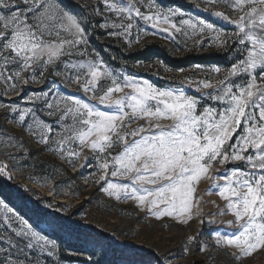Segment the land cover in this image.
Masks as SVG:
<instances>
[{"label": "snow or ice", "instance_id": "obj_1", "mask_svg": "<svg viewBox=\"0 0 264 264\" xmlns=\"http://www.w3.org/2000/svg\"><path fill=\"white\" fill-rule=\"evenodd\" d=\"M103 2L121 21L111 24L118 31L109 32L110 36H129L135 17L163 32L181 31L170 19L177 15L176 11L163 14L157 9L145 14L138 6L141 0ZM208 2L224 3L239 13L235 20L221 11L213 14L234 24L235 42L245 46L244 58L232 65L219 81V87L207 80L197 84V90H214L215 95H206L222 103L220 109L211 106L201 109L200 100L183 89L160 90L135 77L121 78L98 53L94 58L73 60L74 56H91L87 50L86 27L58 0H0V80L7 84V90L19 91L20 81L24 85L29 80L39 83L50 71L51 75L60 76L91 94L99 105L108 109L101 110L75 96H50L49 92L30 98L44 101L49 116L58 115L61 121L71 119V124L63 125V134L58 133L60 139L51 150L67 153V158H78L80 152L73 150L71 143L78 141L81 149L87 145L103 170L97 182H105L102 191L109 197L134 200L157 219L173 217L187 223L192 219L199 182L212 180L207 193L216 190L227 202L233 216L227 225L237 228L231 235L217 232L215 246L235 249L227 255L241 261L258 251L264 252V0ZM153 7L148 4L150 11ZM164 24L169 27L162 28ZM181 26H187L194 35L214 33L217 46L226 43L221 39L224 34L211 23L187 19L181 21ZM213 71L221 70L216 67ZM242 74L247 76L245 83L231 82V77ZM37 75L40 80L36 79ZM10 112L19 114L15 122L21 126L31 117L28 131L38 136V143H49L53 128L33 108L11 107ZM136 120L144 123L130 128ZM16 139L7 136L3 146L18 147L13 143ZM114 147L121 151L113 155L109 150ZM5 154L15 159L11 153ZM88 159L85 158L86 162ZM230 161H243L250 170L234 168L220 176L210 175L214 164ZM6 171L7 164L0 161V172ZM111 178L129 182H113ZM218 180L225 183H217ZM4 228L9 231L0 232V241L7 244L0 247L2 264H40L31 256L35 248L53 255L54 242L34 231L20 217L5 215L0 222V229ZM194 240V236L188 237L189 243ZM201 251H207V245Z\"/></svg>", "mask_w": 264, "mask_h": 264}, {"label": "rangeland", "instance_id": "obj_2", "mask_svg": "<svg viewBox=\"0 0 264 264\" xmlns=\"http://www.w3.org/2000/svg\"><path fill=\"white\" fill-rule=\"evenodd\" d=\"M58 2L82 20L86 27L87 50L91 56H74L73 60L94 58L98 53L107 67L121 78L135 77L139 82L147 81L160 90L183 89L187 95L200 100L201 109L205 106L217 109L223 107L222 103L206 95H215L213 89L197 90V84L207 80L214 87H219V81L224 79L232 65L245 56V46L235 42L236 26L213 14L221 11L231 20L237 19L239 13L233 12L228 5H213L208 0H141L138 6L145 14H151L157 9L163 14L176 11L177 15L170 19L177 27H181V31L171 29L169 32H163L153 28L150 22L135 17L132 20L130 35L118 37L108 33L118 31L111 28V24L120 23V18L106 8L103 0ZM122 2L127 3V0ZM149 3L154 5L151 11L148 8ZM187 19L213 24L224 34L221 39L226 41L225 45L217 46L213 40L214 33L211 32L194 35L187 26H181V21ZM104 24L109 27H102ZM161 27L169 26L164 24ZM150 43L166 47L176 57L188 54L211 56L216 53L223 56L215 60L209 58L206 62L194 64L193 68L187 70L169 68L155 56H149L147 61L142 62H133L128 57L132 52L143 49ZM216 67L220 68L219 73L213 71ZM28 75L24 73L25 77ZM44 75L43 80L37 75L39 83L29 80V83L24 85L23 81H20L19 91L7 90V84L0 80V161L7 164L12 180L23 183L32 194V198L25 202L16 190L6 189L0 180V200L3 201V206L0 207V222L5 215L11 218L18 216L34 231L54 242L55 249L52 250L51 256L47 252L42 253L39 248L31 250L34 261L38 260L40 264H264V252L258 251L252 257L236 261L227 255L235 249L215 246L217 232L221 235H231L237 228L227 225V221L233 219L226 207L227 202L216 190L211 194L207 193L213 184L212 180L202 179L199 182L193 200L192 219L187 223L173 217L157 219L147 208H140L136 201L123 198L117 200L102 191L106 186L105 182L97 181L103 170L99 168V161L93 158L96 154L87 145L81 149L78 141L71 143L73 150L80 152L78 158H67V153L60 154L51 150L55 148V141L60 139L58 133L63 134V125L71 124V119L61 121L58 115L49 116L44 101L30 98L49 92L50 96H75L101 110L108 109L99 105L91 94L83 92L77 85L62 77L51 75L50 71ZM230 80L234 84H241L247 81V76L242 74L231 77ZM101 83L104 84L103 81ZM125 91L129 92L130 89ZM11 107L33 108L38 117L49 123L53 128L49 143H38V136L28 131L27 125L32 123L31 117L26 118L23 126L16 123L19 114L11 113ZM143 123V120H136L130 128L134 129ZM7 136L17 138L13 143L19 146L4 147ZM235 138L234 136L233 141ZM109 151L115 155L121 149L114 147ZM5 153H11L15 159L9 158ZM86 157L89 158L87 162ZM234 168L250 170L243 161H230L223 165L214 164L210 175L220 176L226 174V170ZM111 179L113 182H129L128 179ZM217 183L223 184L225 181L218 180ZM48 212L58 213L66 223L92 229L106 242L83 232H71L66 226H62L59 220L41 214ZM221 212L225 214L221 215ZM2 231L9 230L0 229V232ZM189 236L195 237L191 243L188 241ZM205 245L207 251H201ZM0 247H7V244L0 241ZM115 249L125 250V254L115 256ZM2 261L3 257L0 256V264Z\"/></svg>", "mask_w": 264, "mask_h": 264}, {"label": "trees", "instance_id": "obj_3", "mask_svg": "<svg viewBox=\"0 0 264 264\" xmlns=\"http://www.w3.org/2000/svg\"><path fill=\"white\" fill-rule=\"evenodd\" d=\"M149 56H155L164 65L174 70H187V69L193 68L194 64H202L206 62V60H208L209 58L211 59L214 58L215 60V58L221 57L223 55L219 53L213 54L211 56L210 55L188 54L182 57H176V56H173L166 47L158 43H150L149 45L145 46V48L132 52L128 57H130L133 62H140V61L142 62V61H147L149 59ZM0 180L5 185L6 189L16 190L25 202L32 198V194L30 190H28L25 187V185H23V183H16L12 180L11 171L8 168L6 172H0ZM41 214L50 216V218L59 220L60 224L62 226H66V229L70 230L71 232L74 231L77 234H79L80 232H83L85 233V235H88L90 237L97 238L98 240L106 242L105 239L99 237V235L96 234V232H94L92 229L88 230L74 223H66L65 221L61 219L58 213L50 214V212H48V213H41ZM124 251L120 249H115L114 255L115 256L124 255L125 254Z\"/></svg>", "mask_w": 264, "mask_h": 264}]
</instances>
